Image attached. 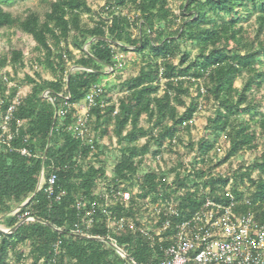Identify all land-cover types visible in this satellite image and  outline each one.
<instances>
[{
  "label": "trees",
  "instance_id": "obj_1",
  "mask_svg": "<svg viewBox=\"0 0 264 264\" xmlns=\"http://www.w3.org/2000/svg\"><path fill=\"white\" fill-rule=\"evenodd\" d=\"M15 1L0 0V31L16 28L30 35L40 57L31 65L34 76L28 72L22 50L12 49L0 58V94L6 99V109L20 81L31 85L15 113L14 124L24 121L25 125L13 146L29 147L36 156L26 158L0 148V221L12 229L23 219H41L58 230L30 220L14 233H0V264H130L108 242L73 234L78 226L90 236L112 239L137 264H158V248L146 236L128 226L114 232L109 228L108 211L113 218L140 225L138 212L149 197L155 203L172 197L178 200V222L199 211L207 198L226 203L225 191L231 185L240 202L237 211L253 213L258 222H264V111L260 102V94L264 98V0H174L180 4L179 16L170 0H107L106 16L89 21L84 18L92 13L89 0H51L44 17L30 11L23 19L5 9ZM129 8L136 17L124 14ZM251 17H256L257 24L253 39L243 26ZM189 46L197 49L195 57ZM117 50L147 54V58L136 76L121 82L124 94L116 102L106 100L112 89L103 84L122 63ZM71 62L80 70L71 72ZM9 65L14 70L9 80L17 85L7 97L8 83L1 71ZM19 68L25 71L21 80ZM38 68L54 79L45 80ZM95 85L104 87L98 101L105 105L91 110L88 128L94 136L85 142L70 131L76 110L66 117L58 112L66 102H83ZM48 91L54 102L44 97ZM207 104L217 106L189 167L186 158L174 167L146 168L144 177L137 179L151 149L158 146L155 156H162L164 145H178L179 133L191 132L195 117ZM108 135L121 145V157L111 175L104 165L95 164L102 162L107 149L102 139ZM209 135H224L227 143L225 155L216 164L214 155L220 150L217 139L212 141ZM142 138L146 142L140 145ZM245 153L255 154L249 167L227 174L213 172ZM43 166L46 179L57 175L55 191L60 201L48 197L46 185L37 192ZM170 175H174L171 182ZM136 184L139 191L128 208L119 203L108 211L98 207L93 225H84L85 211L76 209L79 201L95 202L103 185L115 191L124 185V190L133 191ZM25 246L30 247L28 254L22 250Z\"/></svg>",
  "mask_w": 264,
  "mask_h": 264
},
{
  "label": "built area",
  "instance_id": "obj_2",
  "mask_svg": "<svg viewBox=\"0 0 264 264\" xmlns=\"http://www.w3.org/2000/svg\"><path fill=\"white\" fill-rule=\"evenodd\" d=\"M120 67H122V63L119 64ZM4 69L1 71V75L8 83L6 91L8 97L10 90L14 87L9 80V77L13 75L9 76V72ZM107 70L109 73L113 72V68ZM104 93L103 86L95 85L83 102L77 105L66 102L64 108L58 112V116L66 117L70 111L76 110L77 119L70 131L85 142L89 141L88 139L91 137L88 128L90 112L95 107L105 105V101L101 103L98 101V98L102 97ZM26 96L27 94L23 95L17 92L9 101L7 108L3 109L6 99L0 94V148L7 147L22 157L33 158L36 154L31 148L25 146L17 149L13 146L17 134L25 125L24 121H17V124H14L15 113ZM44 97L54 102L49 91L44 93ZM66 99L69 100L70 97L68 96ZM27 142L26 138L25 143ZM160 158V155L156 156V159ZM185 165L189 167L188 160L185 161ZM56 182V174H52L47 179L44 176L40 190L46 185L45 192L48 197L60 201L61 195H56L55 191ZM133 196L135 193L124 190V185L118 191L109 190L103 185V188L97 192L95 202L79 201L76 204V209L79 212L85 211L82 218L83 223L87 228H90L94 223L98 207L108 211L109 207L119 203L128 208ZM225 196L228 199L226 203L207 198L199 211L190 218L178 222H175V219L180 217L178 200L172 197L155 203L149 197L138 212V216L141 212L144 217L148 216L146 218L148 224L141 222L140 225H137L126 218L118 220L116 217H112V211H108L109 228L114 232L128 226L146 236L151 241L152 247L158 248L160 259L158 264H264V222H258L253 213L237 211L240 202L232 193L231 185H228ZM27 219L31 220L32 218ZM73 234L100 238L85 234L79 226ZM105 242H108L124 260L127 258L130 264H137L134 260L129 259L124 248L115 241L110 239Z\"/></svg>",
  "mask_w": 264,
  "mask_h": 264
},
{
  "label": "rangeland",
  "instance_id": "obj_3",
  "mask_svg": "<svg viewBox=\"0 0 264 264\" xmlns=\"http://www.w3.org/2000/svg\"><path fill=\"white\" fill-rule=\"evenodd\" d=\"M51 0H16L11 5L5 6V9L10 11L15 18L17 19H23L30 11H35L38 13L41 17H44L45 13L49 10V4ZM107 0H89V5L91 7L92 13L86 14L84 16L85 20H91L95 19L98 20L101 15H105L103 13V8L106 5ZM171 7L175 11V14L178 16L180 15V4L176 3L174 0H170ZM133 8H129L124 11L125 15H129L130 17L134 18L136 17L134 13ZM243 26L248 34L252 39L255 37V34L257 32V24H256V17L249 18L248 21H245L243 23ZM135 34L138 36L139 30L135 29ZM36 42L34 39L26 34L23 33L16 28L13 29H3L0 31V58L4 57L6 54L9 53L10 50L16 49V50H22L25 54V61L26 64L29 65L28 72L34 76L35 71L32 69V63L35 62V59L40 57V54H38L35 51ZM72 50H74V54L78 57L80 56V52L75 50L73 47H71ZM188 49L192 50L193 56L195 57L197 54V49L189 46ZM85 50H88V46L85 47ZM119 54V58L122 62V67H120L115 73L109 74L106 82L103 84L108 87L109 89H112L111 93H109L106 96V100L112 99L117 102L118 98L123 96V92L119 89V86L121 82L125 81L126 79H129L133 76H136L141 68L144 66V60L147 58V54H139V53H129V54H123L121 51L117 50ZM178 61V60H177ZM69 68L71 72H75L77 70H80L79 67H76L73 62L69 63ZM35 70H39L42 74V77L45 80H53L54 77L44 71L42 68H38ZM4 71L9 72V75H14V70L11 66H8L4 69ZM5 72V73H6ZM25 71L19 68V78L20 80L24 78ZM242 83V80L240 79L237 83L238 86H240ZM13 86L15 87L17 85L16 82L12 81ZM19 89L18 92L21 94H29L31 91V85L28 83L19 82L18 83ZM110 91V90H109ZM260 102L261 107L264 111V98L262 94H260ZM190 100L188 99V102ZM216 104H207V108H203L202 111H200L197 116L195 117V121L193 123V127L190 133H187L185 131H181L179 133V143L176 146L171 145H164L163 146V153L160 159H156L154 151L157 150L158 146H154L150 153L147 154V156L144 159V164L142 167V171L139 172L137 179H142L146 173V168L150 169H156L157 166H165L166 168L174 167L176 166L180 161L183 159L188 160V163L191 164L192 160L195 156L199 153V143L200 141L207 135L206 127L208 124V119L213 116L214 111L216 109ZM184 108L180 107V111L184 112ZM94 135L92 134L91 137ZM208 138L212 141H216V148L220 150L218 153L219 155H214L215 164L225 155V151L227 149V143L224 135H221L220 137H216L214 135H209ZM146 139L142 138L139 142L140 145L145 144ZM262 143V142H261ZM102 144L107 146V149L105 150L104 155L102 156V162L98 163L96 162V166L100 167L101 165H104L109 175L114 171V166L118 163L121 157V145L119 146L117 142V138L113 135L105 136L102 139ZM193 145V147H190V145ZM194 148V149H192ZM214 151H212L213 154ZM255 158L254 153H245V154H239L235 158H233L231 161H229L226 164H223L219 167H217L213 172L215 174L224 173L227 174L231 171H236L241 168V166L249 167L252 164L253 159ZM163 159V160H162ZM191 161V162H190ZM183 172V171H182ZM257 176V172L255 173L254 177ZM174 178V175L169 176V181H172ZM104 183V182H103ZM247 185H249V182H246ZM139 188L138 184L135 185V188L133 192L135 195L138 193ZM143 205L140 208H143ZM15 214V211L13 212ZM141 222L148 224V220L146 219L148 216L142 215V212L139 213ZM143 220V221H142ZM0 229H7L2 222L0 221ZM24 251V254H28L30 247L25 246L22 248ZM15 257H13L14 260ZM30 263V260L28 261ZM18 264V263H17Z\"/></svg>",
  "mask_w": 264,
  "mask_h": 264
},
{
  "label": "water",
  "instance_id": "obj_4",
  "mask_svg": "<svg viewBox=\"0 0 264 264\" xmlns=\"http://www.w3.org/2000/svg\"><path fill=\"white\" fill-rule=\"evenodd\" d=\"M92 41H90L91 43ZM45 160V158H44ZM44 176H45V167L43 166V169H42V172H41V176H40V181H39V185H38V189H37V192L40 190V187L43 183V180H44ZM32 197L29 198L22 206H20L17 210H15V213L19 212L20 210H22L30 201H31ZM33 221H36V222H41V223H44L46 225H48L49 227L55 229V230H58L57 228L53 227L50 223H47V222H43L41 219H31ZM27 221H30V219H23L21 220L14 228L12 229H0V233H4V234H11V233H14L21 225H23L25 222ZM61 232V231H60ZM83 238H86V239H93V240H97V241H102V242H105L104 239H100V238H89L87 236H82ZM126 260L128 261V259L126 258Z\"/></svg>",
  "mask_w": 264,
  "mask_h": 264
}]
</instances>
